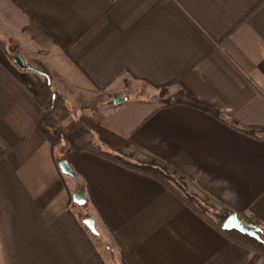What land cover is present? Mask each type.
<instances>
[{"label": "crops", "instance_id": "crops-1", "mask_svg": "<svg viewBox=\"0 0 264 264\" xmlns=\"http://www.w3.org/2000/svg\"><path fill=\"white\" fill-rule=\"evenodd\" d=\"M0 38L27 61L59 59L97 91L83 106L61 81L56 87L64 99L55 116L73 144L97 138L168 164L264 223V130L241 129L264 127V0H0ZM129 77L173 81L169 94L186 88L224 119L131 93ZM42 78L0 48L2 264H107L71 207L79 185L120 264H264L149 175L74 150L66 154L78 180L63 174L56 160L66 143L52 145L35 99ZM78 118L95 138L79 131Z\"/></svg>", "mask_w": 264, "mask_h": 264}, {"label": "trees", "instance_id": "trees-1", "mask_svg": "<svg viewBox=\"0 0 264 264\" xmlns=\"http://www.w3.org/2000/svg\"><path fill=\"white\" fill-rule=\"evenodd\" d=\"M0 48L5 52V54L14 61V56L19 53V51L9 52L6 42L0 38ZM44 81L38 87L35 93V99L42 108L40 115L41 121L45 124L47 130L51 133L47 136L51 141L53 146H58L65 142L68 147H66L65 153L56 160L59 165V161L63 158H67V152L74 151H88L97 154L101 157L109 159L110 161L117 163L121 166L130 168L137 172L149 175L168 189L173 191L178 197H180L190 208L197 212L201 217H203L207 222H209L213 227L219 230L226 238L236 242L252 253L261 255L264 258V223L260 221H253L246 218V210L239 211V216L249 223H253L261 227L260 239L254 238L248 234L239 232L238 230L232 229L227 230L223 228L224 221L227 217L234 212V209L229 208V204L218 196L213 190L208 188L206 185L196 181L192 176L172 167L168 164H162L156 160H136L133 158L132 154L125 153L120 150H114L103 145L97 138H95V133L81 121L80 118L77 119L78 129L81 133L91 134L95 140L83 145L77 146L70 141L67 131L61 128L59 121L55 116V112L59 106V103L63 101V97L59 95L51 86L48 79L43 76ZM173 81L163 82L154 84L157 88H162L158 98L161 100L164 106H170L175 104H183L194 109H198L207 113H210L218 118L224 119L222 111L218 109L213 103L201 100L188 89L183 88L181 91L175 94H168L166 87L170 85ZM236 123V122H235ZM234 123V124H235ZM237 125V124H236ZM242 130L253 133L254 131H263L264 127L254 128V127H241ZM60 168V167H59ZM78 175V174H77ZM190 182H195L199 188L208 192L210 195L215 197L217 200L225 204L222 209L215 208L209 205L206 198L201 197L190 185ZM79 187H82L80 185ZM73 203L74 201L71 200ZM215 209L212 211L211 209ZM208 212H212L213 215H209Z\"/></svg>", "mask_w": 264, "mask_h": 264}, {"label": "rangeland", "instance_id": "rangeland-1", "mask_svg": "<svg viewBox=\"0 0 264 264\" xmlns=\"http://www.w3.org/2000/svg\"><path fill=\"white\" fill-rule=\"evenodd\" d=\"M7 46V44H6ZM9 49V52H16L18 49L15 45L7 46ZM27 56L31 57L32 54L27 51ZM20 54V53H18ZM41 58V61L40 59ZM31 60L35 61L40 67L41 70L45 72H49V77L51 79V86L56 91V87L59 88V83H63L64 87H66V91L69 93H73L74 95L79 97V103L80 105L86 106V105H94L93 103L96 102L94 99V95L98 94L97 91H89L87 90L85 84L83 82H79L76 78H71L70 73H67V70L64 69V67L60 66L59 59L56 58H50L48 57V54L46 53H39V56L34 55L30 58ZM29 59V61H31ZM26 60L27 63L33 64ZM35 65V64H34ZM23 70V69H22ZM29 75H35L41 77L39 73L33 70H24ZM130 78V77H129ZM43 79V78H42ZM44 81V79H43ZM61 81V82H60ZM61 88V86H60ZM127 89L131 93H140L143 95L150 96L151 94H157V97L160 95V92L162 91V88H157L155 86H152L150 84H146L142 81L135 80L133 78L129 79ZM168 94L171 92L170 86L166 87ZM87 95V96H86ZM93 96V97H92ZM88 97V98H87ZM96 98V97H95ZM100 97H97L99 99ZM78 103V101H77ZM78 103V105H79ZM68 147V145H66ZM66 149V148H65ZM190 185L192 186V189H194L201 197L206 198L209 202V205L218 208L216 205H214V202L216 201L208 192L202 190L194 183L190 182ZM80 186V185H79ZM71 207L73 208L75 214L78 216L79 222L81 223L82 227L85 229V231L89 234L91 239L94 242V245L96 247V250L101 257L105 259V262L107 264H120L121 254L118 249H116L115 244L113 240L111 239V234L106 230L101 224L98 226L96 224V230L97 233H94L90 230V228L84 223V219L87 217H91L93 215V209L90 208V205L86 203L83 206H79L71 201ZM214 211L215 209H211ZM209 215H213L212 212H208ZM93 217V216H92ZM0 264L2 262L0 261Z\"/></svg>", "mask_w": 264, "mask_h": 264}, {"label": "water", "instance_id": "water-1", "mask_svg": "<svg viewBox=\"0 0 264 264\" xmlns=\"http://www.w3.org/2000/svg\"><path fill=\"white\" fill-rule=\"evenodd\" d=\"M14 62L19 68L23 70H33L45 76L50 83L51 79L49 75L45 71L41 70L38 66L27 63L25 57L22 54H16L14 56ZM124 100L125 98H119V97L114 98L115 103H120L123 102ZM59 167L63 174L70 175L75 180H78V175L67 158H63L59 161ZM72 197L74 203L79 206H83L87 203V199L85 198V189L83 187L77 188V190H75V192L73 193ZM84 223L90 228L92 232L97 233L96 221L94 217L91 216L85 218ZM223 228L227 230L235 229L241 233L248 234L254 238L257 239L261 238L260 237L261 227H259L256 224H248L239 217L237 212H233L227 217V219L224 221Z\"/></svg>", "mask_w": 264, "mask_h": 264}, {"label": "built area", "instance_id": "built-area-1", "mask_svg": "<svg viewBox=\"0 0 264 264\" xmlns=\"http://www.w3.org/2000/svg\"><path fill=\"white\" fill-rule=\"evenodd\" d=\"M244 220V219H243ZM245 222H247L246 220H244ZM248 224H253V223H249V222H247Z\"/></svg>", "mask_w": 264, "mask_h": 264}]
</instances>
